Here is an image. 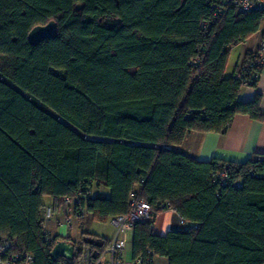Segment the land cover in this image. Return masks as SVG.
<instances>
[{
    "label": "trees",
    "instance_id": "16d2710c",
    "mask_svg": "<svg viewBox=\"0 0 264 264\" xmlns=\"http://www.w3.org/2000/svg\"><path fill=\"white\" fill-rule=\"evenodd\" d=\"M50 21L55 37L30 45ZM263 23L223 0H0V237L54 264L45 198L55 211L75 199V219L106 223L134 196L152 215L133 227L132 261L264 264V158L199 162L174 150L238 115L263 119L259 96L238 101L262 71L244 70L252 53L225 77L229 50ZM168 210L192 227L156 235ZM78 242L95 263L110 246L92 234Z\"/></svg>",
    "mask_w": 264,
    "mask_h": 264
},
{
    "label": "crops",
    "instance_id": "0c3cea01",
    "mask_svg": "<svg viewBox=\"0 0 264 264\" xmlns=\"http://www.w3.org/2000/svg\"><path fill=\"white\" fill-rule=\"evenodd\" d=\"M260 34L258 31L250 36L245 41L233 46L229 50L228 61L225 69V77H231L236 74L239 66L244 62L247 55L253 53L259 44ZM257 96L260 99V111L263 115L261 121H254L247 116H236L226 130L223 133H190L185 138L183 144L176 147L174 150L181 153L184 156L193 158L199 162H209L212 159H219L226 162L243 163L248 159L255 156L264 158V68L261 71L254 86H242L239 94L238 101L250 102ZM102 197H107L109 191L105 188L96 189ZM45 204H51V200L44 199ZM169 214L171 219L166 227L161 229L162 233H156L154 224L153 231L156 235L163 236L170 231L187 230L192 227L191 224L184 222L173 210L163 212ZM58 223H62V219L59 215H55ZM55 220L50 224V232L52 234L67 235L70 241L75 242L81 239L84 234H92L99 239L107 240L110 245L114 242L115 246L121 254V258L126 263H131V243L132 232H125L120 234H114L112 237L104 235L102 232H82L80 238H74L72 227L66 231L62 227H57ZM63 237V236H62ZM63 239V238H60ZM103 252L98 259V264H109L110 257ZM155 264H167V261L163 258H155Z\"/></svg>",
    "mask_w": 264,
    "mask_h": 264
},
{
    "label": "built area",
    "instance_id": "2783aa9c",
    "mask_svg": "<svg viewBox=\"0 0 264 264\" xmlns=\"http://www.w3.org/2000/svg\"><path fill=\"white\" fill-rule=\"evenodd\" d=\"M223 3L230 5L238 14L249 12H260L264 14V0H223ZM258 33L260 34L258 47L252 53L251 59L248 61L246 69H244L247 71H254L252 73L253 78L257 77L256 69L263 70L264 68V23L258 30ZM227 177L224 171L217 173V179L226 180ZM75 201V199L64 198L62 200V205L57 211L54 210L51 204H46L43 207L41 219L45 232L49 234V236L52 233L46 228V225H49L54 220L57 222L55 215H59L62 219V223H56L57 227H62L66 229L67 232L71 228V213H73ZM80 212H84L82 207H80ZM151 215L152 212L148 203L144 200H137L132 196L129 202V211L127 215L111 218L108 222L115 229L116 234H120L132 232L136 223L148 221ZM54 235H57L59 240L68 238L67 235ZM114 242L105 252L110 257L109 264H155L154 258L144 260L142 257L136 258L131 261V263L124 262ZM73 243L74 259L71 261L59 260L54 264H98L93 261L90 249L87 246L80 244L78 241ZM0 264H34V259L30 253L20 248L17 240L2 236L0 237Z\"/></svg>",
    "mask_w": 264,
    "mask_h": 264
},
{
    "label": "rangeland",
    "instance_id": "374dc122",
    "mask_svg": "<svg viewBox=\"0 0 264 264\" xmlns=\"http://www.w3.org/2000/svg\"><path fill=\"white\" fill-rule=\"evenodd\" d=\"M0 70H8V61L0 58ZM93 194H95L94 187L92 188ZM57 214V213H56ZM171 216L169 214L162 213L157 217L156 223L154 224L155 232L162 233L161 229L166 227L169 224ZM71 227L72 232L74 234V238H80V234L82 232H95L100 233L102 232L104 235H109L112 237L116 231L115 229L109 224L107 221L106 223H99L93 220L92 216L88 214H84L82 219L78 220L75 219L73 214L71 213ZM51 224V223H50ZM50 224L46 225V228L50 230Z\"/></svg>",
    "mask_w": 264,
    "mask_h": 264
},
{
    "label": "water",
    "instance_id": "95a60500",
    "mask_svg": "<svg viewBox=\"0 0 264 264\" xmlns=\"http://www.w3.org/2000/svg\"><path fill=\"white\" fill-rule=\"evenodd\" d=\"M57 32V24L50 21L46 25L34 27L27 36L30 45H38L44 40L52 39ZM50 259L53 263L63 259L71 261L74 259V245L65 240H58L50 251Z\"/></svg>",
    "mask_w": 264,
    "mask_h": 264
}]
</instances>
